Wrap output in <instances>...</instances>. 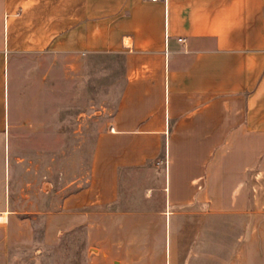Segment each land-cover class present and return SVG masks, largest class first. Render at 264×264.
Listing matches in <instances>:
<instances>
[{"label":"crops","instance_id":"0c3cea01","mask_svg":"<svg viewBox=\"0 0 264 264\" xmlns=\"http://www.w3.org/2000/svg\"><path fill=\"white\" fill-rule=\"evenodd\" d=\"M106 75L118 94L100 106L87 185L63 207L145 217L125 238H96L99 264H264V0H0L4 145L68 143L70 113ZM122 182L139 196H121ZM4 191L3 174L0 264Z\"/></svg>","mask_w":264,"mask_h":264},{"label":"rangeland","instance_id":"374dc122","mask_svg":"<svg viewBox=\"0 0 264 264\" xmlns=\"http://www.w3.org/2000/svg\"><path fill=\"white\" fill-rule=\"evenodd\" d=\"M117 66L102 64V73ZM109 77L106 75L98 81L100 90L95 94L91 87H86L84 111L70 113L68 143H58L64 138L55 135L53 143H40L36 139L32 140L36 141L33 144H15L11 137L4 145L0 139V155L5 153V162L0 157V179L4 174L8 264H99V254L93 250L96 249V238L116 240L141 230L140 224L135 222L142 221L144 215L134 216L130 221L128 215L121 214L99 219L93 216V211L98 208L68 210L63 207L66 196L87 185L93 140L101 116L100 106H111L119 90V84L114 85ZM92 82L97 83V80ZM92 82L90 80V84ZM14 155L23 160H14ZM125 188L127 185L122 182L121 196H130L131 199L139 196L133 185L131 191L125 192ZM160 200L161 194L154 193L151 198L154 203L148 211H159ZM143 206L125 209L141 212L147 209L146 205ZM118 209L124 208L113 206L104 210L106 213ZM152 218L154 221L148 227L150 242L162 247L164 227L158 217Z\"/></svg>","mask_w":264,"mask_h":264},{"label":"water","instance_id":"95a60500","mask_svg":"<svg viewBox=\"0 0 264 264\" xmlns=\"http://www.w3.org/2000/svg\"><path fill=\"white\" fill-rule=\"evenodd\" d=\"M93 250H95V251H96V249H94V248H93Z\"/></svg>","mask_w":264,"mask_h":264}]
</instances>
